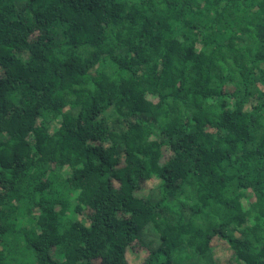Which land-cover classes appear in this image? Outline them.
Instances as JSON below:
<instances>
[{
	"label": "trees",
	"instance_id": "trees-1",
	"mask_svg": "<svg viewBox=\"0 0 264 264\" xmlns=\"http://www.w3.org/2000/svg\"><path fill=\"white\" fill-rule=\"evenodd\" d=\"M0 264H264V0H0Z\"/></svg>",
	"mask_w": 264,
	"mask_h": 264
}]
</instances>
